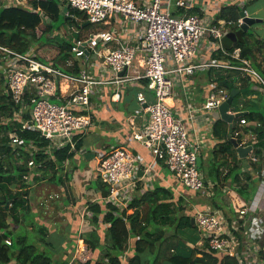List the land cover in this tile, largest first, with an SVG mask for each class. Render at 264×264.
<instances>
[{"label": "built area", "instance_id": "1", "mask_svg": "<svg viewBox=\"0 0 264 264\" xmlns=\"http://www.w3.org/2000/svg\"><path fill=\"white\" fill-rule=\"evenodd\" d=\"M29 1L0 0V9L27 8L28 11L38 12L42 21L46 20L42 11L30 8ZM60 1L83 13L90 24L97 25L111 18H120L124 24H141L143 28L132 46L113 50L105 46L115 40L116 32L102 31L87 38L72 40L71 54L76 60L86 58L90 53L100 56V51L104 50V65L113 73V81L96 80L84 68L76 74H66L60 68L36 60L32 50L19 54L0 47L8 60L3 69L5 91L13 103L20 107L14 119L20 122L21 130L37 133L48 141V151L66 146H69L70 151H75L80 136L93 126L88 110L94 87L147 80V89L153 94V102L147 103L143 93L138 94L137 100L145 105L149 118L141 129L132 134L131 139L147 150L151 159L143 162L140 169V160L125 149L116 148L103 154L97 161L96 172L107 191L104 202L120 210L125 209L132 200L130 195L137 189L140 171L143 178H150L154 165L160 161L179 188L210 195L207 191L209 187L197 167L199 147L192 144L186 123L195 122L200 110L209 113L219 109L228 99L229 91L215 87L206 96L200 109L188 106L184 111L185 117H181L174 115L171 109L173 85L175 78L190 77L196 71L215 68L230 71L241 79L250 78L264 86L263 78L242 55L241 48L227 49L224 46L223 40L229 33V27L239 28L241 18L237 22L214 21L204 13L210 6L217 5V1L213 2L215 0H143L141 3L135 0ZM35 32L40 36V27ZM202 46L215 56L198 63L194 60ZM136 59L142 72L134 67ZM67 66L72 67V62L68 61ZM60 81L66 82L68 89L73 90L62 93L60 83L58 85ZM113 98H120L119 89ZM24 112L28 113V119H21ZM239 123L245 125L246 121L241 119ZM9 139L12 145L20 142L16 133H10ZM29 147L36 150L33 144ZM252 160L256 161L255 158ZM28 167L41 166L30 160ZM25 179L28 181L29 177ZM259 184L264 188V168L259 172ZM194 224L202 231L201 239L209 251L235 258L238 264H253L238 255L240 246L264 239V218L251 214L249 208L241 209L238 216L231 220L218 210H197ZM238 233L243 235L244 240L237 236ZM80 242L76 254L79 260L86 262L87 247L84 240ZM5 244L10 246L11 240L5 239ZM128 252L124 250L119 264H127Z\"/></svg>", "mask_w": 264, "mask_h": 264}, {"label": "trees", "instance_id": "2", "mask_svg": "<svg viewBox=\"0 0 264 264\" xmlns=\"http://www.w3.org/2000/svg\"><path fill=\"white\" fill-rule=\"evenodd\" d=\"M30 8L39 9L48 19L53 22L62 19L73 26L69 16L79 17L80 12L73 10L65 5L60 0H30ZM66 8L64 14L62 9ZM246 10L245 7H240L238 3H228L224 5L218 14L215 15L217 20L237 22L241 10ZM247 11V10H246ZM44 23L38 12H31L23 8H3L0 9V47L10 49L19 54H26L32 50L35 59L45 64H51L56 68H60L66 74H76L80 71L79 63L75 62L74 67L69 69L65 66V62L71 54L72 40L63 37L58 38L52 36L54 31H58L59 27L54 28L52 23ZM45 25L44 30L38 36L35 32L36 28ZM89 26L84 29H88ZM238 41L232 43L224 40V46L227 49L240 47L242 55L250 59L255 69H257L264 78V42L261 47L256 49V53L262 56V60H258V56L253 51V47L244 39L246 33L236 28L235 31ZM43 43L53 44L58 40V53L54 61L49 62L40 58L36 50L38 44ZM79 34L75 35V39H79ZM59 40H62L59 42ZM220 72V71H219ZM218 73L217 82L220 84L225 81L224 86L232 90L237 88L230 81L232 73H226L225 76ZM1 81L5 83V79ZM145 88L147 80L142 81ZM240 88V87H238ZM237 88V89H238ZM244 98H248L252 94L251 85L243 83L239 89ZM238 95L235 100L239 99ZM27 102L28 99H26ZM242 101H238V104ZM246 107H253L254 111H248L246 115L238 119H244L246 122H255L254 128L248 127L246 131L254 134V154L260 158V162L264 160V105L260 111L258 104H264L260 98L258 103L253 100H244ZM234 107V106H233ZM20 111V107L15 105L9 94L4 90H0V264H52V257L45 252L38 251L34 245L28 244L25 236L15 235L9 231L8 219L12 223H18L21 214L26 220L30 214V205L28 198L27 187L41 178H48L49 181L56 185H65V181H69L68 176L58 175L59 171L63 170V164L66 161L73 159L75 152L82 147V141L76 143L75 151H70L69 146L62 149L47 150L48 141L41 138L37 133L31 131H22L20 122L14 119L15 113ZM28 113H22L21 119H28ZM236 127L233 125L231 132H228V125L225 121L219 119L213 125V135L218 140L225 139V146L222 147L218 154L229 155L232 161L236 159L233 144L230 138L235 133ZM10 133H16L20 142L17 145H12L9 139ZM240 143L241 137L235 138ZM33 144L36 148L33 151L29 146ZM110 153V151H108ZM209 162L217 164L216 174L209 173L208 177L211 181H227L238 183L240 181L236 171V167L228 165V171L222 175L220 166L229 164L228 162H215L217 155ZM34 160L37 168L28 167V162ZM158 166H166L160 161ZM157 166V167H158ZM203 164L200 166V168ZM25 177H29L27 181ZM209 179H205V183ZM253 181L250 177L246 178L245 184L239 189L240 195L246 197L245 192L249 190ZM95 187L99 189L101 196L104 198L107 195L106 189L101 183L96 182ZM171 190L165 189L162 186L155 184L153 189L146 191L143 195L133 199L128 204L127 208L120 210L119 208L105 203L104 201L96 203H88L87 211L90 212V222L94 226L87 235H85V245L87 247V261L84 264H90L94 260V264H104L107 259L108 264H119L120 256L127 247L130 240L133 238L134 246L129 252L127 264H238L235 258H229L222 255H216L211 251L197 250L196 242H192L186 238V235L181 233L188 228H193L191 219L194 218V212L185 213L177 216V212L182 210L180 202L182 197H176ZM176 198V199H175ZM215 198V195L212 199ZM68 199H66V202ZM145 205V209L142 206ZM178 205L179 207H176ZM102 225H107L104 230ZM173 229L174 233L171 238H175L178 233L182 234V240L175 242H167L164 239V229ZM40 233V239H45V229L37 227ZM100 231V232H99ZM5 239L11 240V245L5 244ZM187 241V242H185ZM163 244H166L163 249ZM207 248V244H204ZM200 254L201 257L196 255ZM153 258L150 259V256ZM82 261V260H80Z\"/></svg>", "mask_w": 264, "mask_h": 264}, {"label": "crops", "instance_id": "3", "mask_svg": "<svg viewBox=\"0 0 264 264\" xmlns=\"http://www.w3.org/2000/svg\"><path fill=\"white\" fill-rule=\"evenodd\" d=\"M135 1L141 3L143 0H135ZM243 1L244 0H234L232 3L236 2L239 4L240 7H242ZM29 5H31L30 1H29ZM224 5H226V3L220 4L218 2L217 5L210 6L206 10V13L204 14H207L214 21H219L215 18V15L219 13L220 9ZM63 9H62V13L64 14ZM24 10H28V9L25 8ZM246 13L249 16L257 17L255 15L250 14L248 11H246ZM80 14L81 16L77 18L73 16H69L76 19L77 25L73 24L72 26L74 27L72 31L74 35L79 34L80 36V32L83 31L87 32L90 31L91 29H93L94 31L88 32V35L85 38L90 37L91 35H95L102 31L109 33L116 32L115 40L112 43L107 44L105 46V48L108 50L132 46L138 40L140 36V32L142 31L143 28V25L141 24H136V25L124 24L120 18L118 19L111 18L108 19L105 23L94 25V24H90L86 20V17L83 13L80 12ZM78 19H82V21L78 23L77 21ZM43 22L48 24L51 21L46 16V20H44ZM86 22H88L89 24L85 25L84 27H79V25H83ZM42 26L44 25L42 24ZM87 26H89V28L84 29ZM236 28L237 27L235 26L229 27L228 32L235 33L234 31ZM52 36L54 35L52 34ZM262 41L264 42V40H260L256 42L248 41V43L253 47L252 49L254 51L255 44L259 43V46H261V44L263 43ZM232 43L234 44L236 42H232ZM202 48L203 46L201 47V49ZM201 49L199 50V53L197 54L194 61H197L198 63L201 61L205 62L215 56V55H211L207 50L204 49L201 50ZM256 49H255V54L258 53V52L256 53ZM101 51H100V56L93 55L90 53L87 55L86 58H82L78 60H76L72 55L69 59L66 60L65 66L69 69H72L74 67V63L77 62L79 63L78 66H80V69L84 68L88 70L90 75L93 76L96 80L113 81V76H114L113 73L110 70H108L104 65L105 59L103 57V54L105 55V51L104 50ZM4 57L5 58L3 59L0 58V70H2L5 67L8 61L6 56ZM248 60L251 62L252 67L254 68L252 61L250 59ZM258 60L259 61L262 60L261 55L260 57H258ZM68 61L72 62L73 65L72 67L67 66ZM138 63L139 60L136 59V61L134 62V67L140 72H142V69L139 67ZM255 70L259 73L261 78H263L260 72L257 69ZM219 71L220 70H216L215 68H207L202 71H196L194 75L190 77L187 76L181 79L175 78L176 82H174L173 85V96L170 103L173 114L181 117H185L184 111L186 110V108H188V106L200 109L203 103L205 102L206 96L209 95L215 87L224 88L228 90L229 91L228 97H229L231 90L228 89V87L224 86L223 82L225 81H222V83L220 84L217 82L218 79L216 75L218 73L222 74L221 71L220 72ZM226 73L229 74L232 72L228 71ZM226 73L224 71L223 76H225ZM231 75L232 76L230 81L234 84L235 87L241 88L243 83L246 82L248 83V85H251V89L253 92L252 94H250V96H248V98H244L243 94L239 90L240 88L238 89L234 88L239 91V94H237L236 97L240 95L239 101L242 102H240L239 105L242 106V109L238 110L233 108V102L235 101L236 98L235 97L227 113L234 115L239 112L248 113V111L250 110L254 111L253 107L251 106L246 107V104H244L243 101L250 99L256 101L255 104H257L258 99L260 97L258 95V92H260V94L264 96V86H262L259 82L258 83L254 82L250 78L241 79L235 76V74L233 73ZM143 80H136L131 83L119 85V86L115 84H108V85L96 86L93 88L92 96L90 98L91 105L88 110L90 116L94 118V120L92 119L93 126L84 135L80 136L78 142L82 141V147L75 152V155L72 160L64 162L63 170L59 171L58 173V175L60 176L62 175V176L70 177L67 185L68 188L65 189L64 186L55 184L56 185L55 188L57 189V193H55V197L58 198V200L54 202L53 207L59 208L60 210H64V211L68 210L64 212L65 215L64 217H66V221H67V223L64 224L66 227L64 229L61 227V224L63 223L62 221L55 220L56 221L55 222L53 220L49 221L46 219L44 220L42 218L44 217V215H42V211L37 209L38 208L37 205L34 206V201L32 202V200L35 199V192L34 193L32 192V194H34L33 198L30 197L31 199L29 205L31 209L30 211H28L30 216L25 220L23 218V214H21L19 218V222L15 224L12 223L11 220L10 223V221L8 220L10 223L8 230L12 229L13 233L18 236L26 237V234L28 233L29 230L35 229L36 227L39 226L43 227L45 229L46 236L44 241L40 239L41 245L39 246L41 251L45 249L43 246L47 248H52L53 243H55L52 239L54 237L58 238V236H60L62 240L59 242L60 244H58V250H64V251L63 254L57 252L54 255V257H52V259L56 261V264L85 263V262L83 263V261H80L78 255L76 254V249L78 245L77 239L81 238L79 236H82L85 233H89L91 230L94 229V227L87 231H85L84 229V227L85 228L90 227L89 223L85 224V220H84L85 218L89 219L91 215L90 212L87 211L88 203H96V202L104 201L103 197L100 194L99 189L96 188L94 185L96 182L101 183L97 177V172H96L97 161L100 159V157L103 154L108 153V151H111L112 149H116V148L125 149L130 153H133V155L140 160V163L138 165L140 169H142L141 165L143 162H149L151 159L147 150H145L139 143L131 139L132 134L135 131L141 129L147 123L149 118V113L145 110V105H141L137 100L138 94L143 93L147 103L153 102V94L147 89V87L145 88L142 82ZM59 83L61 86L62 93L71 92L73 90L72 88L70 90L68 89L66 82L60 81L58 82V85ZM4 86L5 85H3V87ZM118 89L120 93V98L119 99L113 98L114 93ZM263 105L264 104L259 103L258 104L259 108L257 109V111H260V108ZM197 115L198 117L195 122L186 123V125L192 144L198 145L199 147V158L201 159V165H202L204 162L206 163L211 162V160L214 159V156L218 154L222 150L221 148L224 147L226 144H225V139L218 140L213 135V125L215 124L216 121L221 119L218 109L209 113L200 110L198 111ZM226 124L228 125L229 133L231 132L233 125L236 127L235 133L228 138H230L231 140L233 138L235 139L236 137L240 136L241 141L238 144L240 147L247 150L246 152L242 153V156H240L238 151L234 148L235 151L233 152L236 155V159H234V161H232V158L229 155L218 154L215 162L219 163V165L225 162L229 163L227 165L220 166L219 169L222 175H225L227 173L229 168L228 165H231L232 168L236 167L235 173L238 174L240 181L238 183H235L232 182L231 179H228L227 181H217V180L211 181L209 179L206 183V186L209 187L207 191L211 195V200L210 202L209 201L203 202L201 200L200 202L194 204L193 212L195 214L197 210L209 208L211 210H218L222 212L227 219L231 220V219H235L238 216V213L241 209L249 208L251 214L262 216L264 218V188L261 187L259 184V172L261 169L264 168V160L263 163H261L260 158L254 154V144L256 142L254 134L250 131H246L248 127L254 128L256 126V123L246 122L245 125H240L238 119H235L232 122L231 129H230V125L228 123ZM89 131L95 132L99 136H104V140L102 143H100V145H98V148L95 150H90V153H93L94 155L93 154L89 155L88 153H84V140L86 135L89 133ZM253 158L256 159L255 162L252 160ZM158 164L159 163H156L154 165V171L152 172V176L150 178H146V176L143 178L142 172L140 171V174L138 175L139 180L137 184L138 185L137 189L132 195H130V197H132V200L140 197L142 192H146L150 189L152 190L155 184L162 186L165 189L171 190L172 192L179 191L178 192L179 195H176V197L181 196L180 192L190 194L192 197H196L195 193L186 192L185 189L179 188L177 183L169 173V171H167L164 167L160 168ZM93 170L95 171V175L92 177L91 174ZM247 177H250V181H253V185L251 184L249 190L245 192L247 198H244L240 195L239 189L245 184ZM94 178H95V182L93 181ZM167 185L170 186V188H168ZM93 192L96 195V199L88 200L87 197L93 194ZM65 193L69 195V199L66 202L67 199L66 198L64 200V203L62 202L61 204L60 202L62 201ZM134 194H136V196ZM214 195L215 198L212 199ZM227 195L229 196L230 199H232V203L225 202V197H227ZM60 204L62 206L61 208L59 206ZM255 206L258 207L256 208ZM259 208H261L262 210L259 211ZM20 226L25 227L24 230H26V232L19 230ZM106 227L107 226L103 228L106 229ZM36 231L38 234H40L38 229H36ZM67 233H70L68 237H67ZM237 236L241 240H244L242 234L238 233ZM163 237L164 239H167L169 236L164 235ZM175 238L176 240H182V234L178 233ZM204 244L205 242H203V240L201 239L200 241H197L195 246L199 251L200 250L208 251ZM263 244H264V239H262L257 243H249V244L245 243L243 244V247L240 246L237 249V253L241 257V259L245 261L246 260L250 261L253 264H264V251L262 250ZM130 248L131 246H129L128 243L125 249L130 252L131 250ZM164 248L165 247H163V249ZM129 252H128V259H129ZM196 256L201 257L200 254H197ZM152 258L153 255L150 256V259ZM148 263L149 262H147V264ZM90 264H94V260L91 261Z\"/></svg>", "mask_w": 264, "mask_h": 264}, {"label": "rangeland", "instance_id": "4", "mask_svg": "<svg viewBox=\"0 0 264 264\" xmlns=\"http://www.w3.org/2000/svg\"><path fill=\"white\" fill-rule=\"evenodd\" d=\"M233 1L234 0H217V2H219L220 4H224V3L228 4V3H232ZM245 6H246V10L250 14L257 16V18L263 19L262 23L255 24V25L250 26L248 28V30L246 32V36H245L246 41L247 42L248 41L256 42V41L264 40V0H244L243 4H242V8ZM77 21L79 23L82 21V19H78ZM51 23L54 26V28L57 29V27H59L58 31L53 32V35H56V37H58V38L64 37L66 39V37H68L70 35L68 40H73V38H75V35L72 32L74 27H72L66 21H64L60 18V19L55 20ZM44 28H45V25L40 27V34L44 30ZM92 31H94V30L91 29L90 31H87V32L86 31L80 32V37L85 38L88 35V32H92ZM44 41H45V38H42V42H40V44H38V49L36 50V53L43 60L49 61L52 63V61H54V58L56 57V55L58 53V48H57L58 40H56L55 43H53V44L43 43ZM61 41L62 40H59V42H61ZM203 43H206V42L204 41ZM258 47H261V46H259V43L255 44V49ZM203 49L206 50L205 47H203L201 50H203ZM255 49H254V51H255ZM256 55L258 57H260L259 53H257ZM4 56H5V54L0 51V58L3 59V58H5ZM3 69L0 70V90H2V89L4 90V87H5V86L3 87V85H5V84H3L1 82V81H4V80H2V78H4ZM169 77L172 79L173 76L169 75ZM258 95L260 96L259 98L263 101L264 96L261 95L260 92H258ZM238 101H239V99H237L233 102V106H234L233 108L241 110L242 106H240L238 104ZM92 119L94 120V118H92ZM103 140H104V136H99L95 132L89 131V133L86 135L85 140H84V153H88L89 155L90 154L92 155L93 153H90V150L97 149L98 145H100V143H102ZM217 167H218L217 164H210V163L204 162L203 166L201 168H199V170L202 173L204 179L207 180V179H209V177H208L209 173L216 174V171H217L216 168ZM91 175H92V177L95 175L94 170L92 171ZM49 177L46 176V178L44 177V178H41V180H39V181L31 183L27 187V191L29 193L28 198L30 201V199H31L30 197L33 198V196H34V194H32V192L33 193L35 192V199L32 200V202L34 201V206L37 205L38 206L37 209L42 211V215H44V217H42V218L44 220L46 219L49 221H51V220L62 221L63 223L61 224V227L64 229L66 227L64 224L67 223L66 217H64L65 216L64 212H66L68 210L64 211V210H60L59 208L53 207L54 202L56 200H58V198L55 197V193H57V189L55 188V186H56L55 183L48 180ZM149 180H151V179H149ZM93 181L95 182V178ZM67 185H68V181H65V185H64L65 189L68 188ZM172 185H173V183H172ZM167 187L170 188V186H168V185H167ZM178 192H173V193L176 196V195H179ZM186 192H190V191L186 190ZM218 192H219V190H218ZM144 193L145 192H142L141 195H143ZM181 193L182 192H180L182 200L180 202V207L182 208V210L177 212V216L185 214V213H192L194 211V204L200 202L201 200L203 202H208V201L210 202V200H211V196L207 193L202 194L201 192H197V193H195L196 197H192L190 194H187V193H182V194ZM31 194H32V196H31ZM134 195L136 196V194H134ZM66 198L69 199V195L65 193V195L63 196V199L60 203L61 204H62V202L64 203V200ZM87 199L88 200H90V199L95 200L96 199L95 193L93 192V194L88 196ZM225 202H231L232 203V199H230L229 196L227 195V197H225ZM61 204L59 205L60 208L62 207ZM175 206L179 207L178 205H175ZM32 207H33V205H32ZM142 208L145 209V205L142 206ZM84 213H85V211H84ZM84 217H85V215H84ZM8 220L10 221V219H8ZM84 220H85V224L89 223V225H90V227H86V228L84 227L85 231L94 227L93 225L91 227L92 223L90 222V219L85 218ZM9 221H7V223L10 225L11 221H10V223H9ZM102 226L105 227L107 225H102ZM19 228H20L19 230L26 232V230H24L25 227L20 226ZM36 229H37V227L35 229H31L28 231V233L26 234L27 242H28V244L34 245L38 251H41L40 246H39V245H41V241H40L41 236H40V234L37 233ZM104 230H105V228H104ZM9 231L13 232L12 229H9ZM172 233H174L173 229H169V228L164 229V235L169 236L166 240V243L167 242L169 243L171 241L172 242L176 241V238H171ZM181 233L185 234L186 238L190 239L192 242H196V241L201 240L200 233H202V231L196 225L193 228H188ZM69 235H70V233H67V237ZM85 235H87V233H85L82 236H79V237H81L80 240L77 239V241H78L77 249L79 247V244H81V242H80L81 239L85 240ZM52 240L56 243V244L53 243V247H52L53 249L43 246L45 248L43 251L50 257H54V255L57 252L63 254L64 250H58V244H60L59 242L62 240V238L60 236H58V238L54 237ZM134 241H135V239H133V238L130 240V242H129V246H131L130 249L133 248ZM165 246H166V244H163V247H165ZM43 251H41V252H43ZM103 263L108 264L107 259L104 260ZM52 264H56V261L53 259H52Z\"/></svg>", "mask_w": 264, "mask_h": 264}, {"label": "water", "instance_id": "5", "mask_svg": "<svg viewBox=\"0 0 264 264\" xmlns=\"http://www.w3.org/2000/svg\"><path fill=\"white\" fill-rule=\"evenodd\" d=\"M63 11L65 12L66 8H64ZM239 17L242 20L241 24L239 26V29L244 33L247 32V30L250 26H253V25L258 24V23H262V21H263V19H261V18L252 17V16L247 15L246 11H244V10L240 11ZM69 19L75 25H77L75 18L69 17ZM88 24L89 23L86 22L83 25H79V27H84L85 25H88ZM224 40L229 41V42H237V37H236L235 33L230 32L224 37ZM122 74L123 73H121V75ZM223 83L225 84V82H223ZM237 94H239V91L236 89H232L230 91V95H229L228 99L224 103H222V105L218 109V112H219L221 119L230 125V129H231L232 122L235 119H239V118H241L247 114L246 112H239V113H236L234 115L227 113L229 111L230 106H231V104H232V102H233V100ZM230 141L233 144L234 148L238 151L240 156H242V153L246 152L247 149H243L242 147H240L238 142L236 141V139L233 138ZM200 166H201V159L198 157L197 167L200 168ZM191 223L193 226L195 225L194 224V218L191 219Z\"/></svg>", "mask_w": 264, "mask_h": 264}]
</instances>
